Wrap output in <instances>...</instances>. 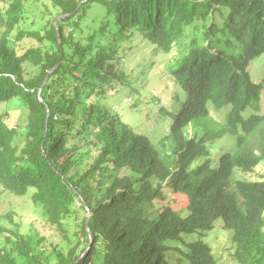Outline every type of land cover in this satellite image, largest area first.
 Returning a JSON list of instances; mask_svg holds the SVG:
<instances>
[{
  "label": "trees",
  "instance_id": "16d2710c",
  "mask_svg": "<svg viewBox=\"0 0 264 264\" xmlns=\"http://www.w3.org/2000/svg\"><path fill=\"white\" fill-rule=\"evenodd\" d=\"M26 1L0 7V104L18 98L25 119L18 150V128L0 113V186L28 194L65 242L50 248L39 232L1 224L14 240L0 246V264H217L201 237L220 218L237 263L264 264V179L235 177L264 160L262 85L247 69L264 53V0H50L55 16L24 29ZM24 38L36 45L18 52ZM138 41L158 53L181 48L167 67L180 93L161 108L171 123L157 143L103 101L125 78L115 56ZM199 121L203 134L188 138ZM226 134L235 147L214 161L207 142ZM164 188L183 194L185 216ZM190 233L200 237L187 242Z\"/></svg>",
  "mask_w": 264,
  "mask_h": 264
},
{
  "label": "rangeland",
  "instance_id": "374dc122",
  "mask_svg": "<svg viewBox=\"0 0 264 264\" xmlns=\"http://www.w3.org/2000/svg\"><path fill=\"white\" fill-rule=\"evenodd\" d=\"M8 0H0V7L5 8ZM57 13V9L50 0H28L25 2V10L22 15L20 26L24 29H35L42 26L47 20ZM4 27H0L3 31ZM16 30H12V34ZM182 38V43L188 42L190 37ZM134 49L126 53H119L115 57L121 59V71L125 78L117 82L115 88H108L106 98L103 100L107 107L119 115L122 121L141 134L146 135L153 143H157L163 135L169 131L171 119L161 112V108L170 110L173 106L175 95L179 94L175 81L167 73L170 62L178 56L181 50L180 45H174L170 53L153 52L150 46L140 43ZM36 45L31 38H24L17 41L15 48L18 52ZM228 54L233 53V49H225ZM25 75L30 76L35 73V67L28 64L23 65ZM247 69L251 77L262 85L261 104L264 113V53L253 58ZM229 107L224 109L227 111ZM0 113L4 114L5 122L10 127L18 128V133L14 139L15 145L20 150L25 143V125L23 105L18 98L0 104ZM211 117L214 120L224 121L225 112L210 109ZM247 110L244 115H249ZM245 116V117H246ZM203 123H190L184 129L185 135L190 138L200 137L203 134ZM236 137L226 134L221 138L209 140L207 144L215 145L212 159L217 161L220 154L225 151H232L235 147ZM255 144V143H254ZM257 148V147H256ZM86 161V160H85ZM84 161V162H85ZM200 162H196V165ZM236 178L242 179H264V160H262L253 171L244 173L240 170L235 172ZM166 195L165 202L173 203L182 216L187 214V209L182 201L183 194H174L164 188ZM0 225L7 228H17L21 226L22 234H32L39 232L46 238V245L64 246V240L57 230H53L43 214L42 207L35 204L28 194L15 195L3 190L0 186ZM16 223V224H15ZM64 227L67 234L72 237L75 230V220L68 218ZM187 242L198 239L197 233H190L184 236ZM232 230L224 226L220 218L215 221L214 226L201 237L209 244L212 254L217 264H238L231 255L233 252ZM14 240L11 232H4L0 235V246L9 247V243ZM180 254H176V258ZM175 261V260H174ZM176 262V261H175ZM180 264V263H177Z\"/></svg>",
  "mask_w": 264,
  "mask_h": 264
},
{
  "label": "water",
  "instance_id": "95a60500",
  "mask_svg": "<svg viewBox=\"0 0 264 264\" xmlns=\"http://www.w3.org/2000/svg\"><path fill=\"white\" fill-rule=\"evenodd\" d=\"M51 71H52V70H51ZM39 98L41 99V97H40V92H39ZM87 215H88V217H89L90 212H88ZM86 224H87V223H86ZM89 235H90V241H92V238H91V235H92V234H91V232H89ZM88 249H89V247L87 248L86 252L88 251ZM86 252H85V253H86ZM85 253H84V254H85Z\"/></svg>",
  "mask_w": 264,
  "mask_h": 264
}]
</instances>
